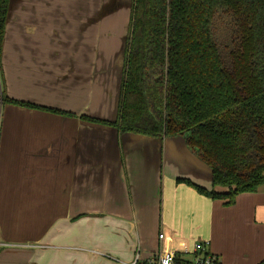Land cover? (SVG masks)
Listing matches in <instances>:
<instances>
[{"label": "crops", "instance_id": "1", "mask_svg": "<svg viewBox=\"0 0 264 264\" xmlns=\"http://www.w3.org/2000/svg\"><path fill=\"white\" fill-rule=\"evenodd\" d=\"M132 6L10 0L0 89L74 114L0 97V264H129L138 249L201 240L224 264L264 263V183L230 204L210 198L176 182L203 171L213 186L179 138L81 117H117ZM169 144L183 160L165 164Z\"/></svg>", "mask_w": 264, "mask_h": 264}, {"label": "trees", "instance_id": "2", "mask_svg": "<svg viewBox=\"0 0 264 264\" xmlns=\"http://www.w3.org/2000/svg\"><path fill=\"white\" fill-rule=\"evenodd\" d=\"M10 0H0V64ZM3 104L73 115L8 95ZM120 132L182 137L213 186L233 203L264 183V0H133L115 120Z\"/></svg>", "mask_w": 264, "mask_h": 264}, {"label": "built area", "instance_id": "3", "mask_svg": "<svg viewBox=\"0 0 264 264\" xmlns=\"http://www.w3.org/2000/svg\"><path fill=\"white\" fill-rule=\"evenodd\" d=\"M165 238V233H159V239ZM129 264H224L220 256L211 250L210 242L197 241L193 248L173 249L161 245L156 251L142 256L140 249L136 251L134 260ZM264 264V263H260Z\"/></svg>", "mask_w": 264, "mask_h": 264}, {"label": "rangeland", "instance_id": "4", "mask_svg": "<svg viewBox=\"0 0 264 264\" xmlns=\"http://www.w3.org/2000/svg\"><path fill=\"white\" fill-rule=\"evenodd\" d=\"M1 92V91H0ZM167 146V145H166ZM165 146V148H164V151H163V154H164V156H163V158H164V162H165V164H166V162L169 164V163H171V162H175V160L174 159H176V160H183V156L181 157V156H178V155H175V151H176V149L175 148H173L174 146H172L171 144H169V147H166ZM175 155V156H174ZM178 162V161H177ZM169 167V166H168ZM167 167V168H168ZM183 172V171H182ZM200 173L201 174H199V176L198 177H196V180H199V184L200 185H203V186H207L205 183H203V182H206L205 180L207 179V177L208 176H206V174L207 173H203V171H200ZM168 174V172L166 173V175ZM179 175H183V174H179ZM204 177V178H203ZM197 242V241H196ZM195 242V243H196ZM195 243H194V245H195ZM194 245L192 246V247H189L190 249L191 248H193L194 247ZM13 246H15V245H13ZM12 246V247H13ZM172 248H177V249H182V248H185V245H179V244H177V245H174V246H172ZM144 254V253H143ZM114 258H118V257H116L115 255H112ZM147 256V255H146Z\"/></svg>", "mask_w": 264, "mask_h": 264}, {"label": "water", "instance_id": "5", "mask_svg": "<svg viewBox=\"0 0 264 264\" xmlns=\"http://www.w3.org/2000/svg\"><path fill=\"white\" fill-rule=\"evenodd\" d=\"M125 47H126V45H125ZM124 52H125V50H124ZM171 138H176V137H171ZM178 138L181 140V142H182V146H183L184 150L187 152V154L190 155L191 157H193V158L197 161L198 164H200L201 166H204V167H207V168H208V166H206L205 164L199 162V161L195 158V156H194L193 154H191V153L186 149L183 138H182V137H178Z\"/></svg>", "mask_w": 264, "mask_h": 264}]
</instances>
